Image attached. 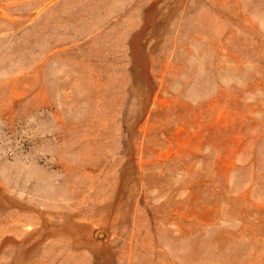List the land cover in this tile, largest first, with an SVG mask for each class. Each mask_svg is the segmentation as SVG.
I'll return each mask as SVG.
<instances>
[{"label": "rangeland", "instance_id": "1", "mask_svg": "<svg viewBox=\"0 0 264 264\" xmlns=\"http://www.w3.org/2000/svg\"><path fill=\"white\" fill-rule=\"evenodd\" d=\"M0 264H264V0H0Z\"/></svg>", "mask_w": 264, "mask_h": 264}]
</instances>
